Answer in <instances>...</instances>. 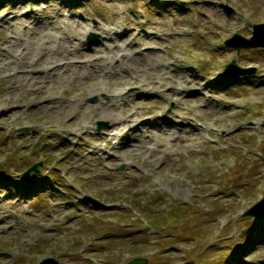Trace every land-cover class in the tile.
I'll list each match as a JSON object with an SVG mask.
<instances>
[{"label": "rangeland", "instance_id": "1", "mask_svg": "<svg viewBox=\"0 0 264 264\" xmlns=\"http://www.w3.org/2000/svg\"><path fill=\"white\" fill-rule=\"evenodd\" d=\"M0 7L21 21L28 13L45 23L53 10L60 20L74 19L88 54L103 40L102 29L130 31L120 44L132 42L144 56H127L125 68L112 59L114 76L61 87L59 97L107 109L103 98L114 90L149 126L203 128L185 143L153 133L151 153L128 150L129 134L118 145L98 142L113 114L107 110L94 112L90 134L70 146L69 123L57 120L62 114L25 107L38 91L13 95L11 111L0 115L7 118L0 122V264L49 257L57 264H126L134 257L145 264H264V214L242 216L264 197V49L236 52L224 44L234 34L250 38L253 25L264 23V0H0ZM6 40L0 31L4 48ZM232 60L253 72L222 75ZM188 73L200 93L174 91ZM10 80L0 77V96ZM98 123L106 126L98 131ZM37 163L38 175L25 183L21 175ZM148 204L165 216L156 229L145 218ZM263 210L264 203L256 209ZM140 239L146 243L129 244Z\"/></svg>", "mask_w": 264, "mask_h": 264}, {"label": "bare ground", "instance_id": "2", "mask_svg": "<svg viewBox=\"0 0 264 264\" xmlns=\"http://www.w3.org/2000/svg\"><path fill=\"white\" fill-rule=\"evenodd\" d=\"M13 15V11L7 12L0 7V31L7 34L5 42L7 47L0 45V77L11 78L5 94L0 96V115L4 110L11 111L10 104L13 95L18 92L38 91L35 100L29 101L25 107L34 108V114L36 112L62 114V117L57 120H65L69 123V137H65L64 143L70 146L74 144V139L82 134H90L89 120L94 112L105 115L107 110H112L113 114L106 116L108 117V128L98 135V142L101 144L112 142L113 145H118L122 136L129 134L124 147L128 150L136 149L151 153L155 149L150 145L154 147L157 145L153 133L178 143H185L201 135L200 130L203 131V128L199 130L196 127L181 126L180 129L174 131L175 126L171 125L172 122H166L164 128L149 126L140 112L129 111L126 107H122L119 102L120 93L114 90L107 92L103 98L107 109L98 105L87 106L74 98L58 96L61 87L76 85L82 79L92 84L95 80L114 76L113 70L107 68V63L112 59H118L125 68L128 62L127 56L130 58L144 56L141 52L134 51L132 42L120 44L121 38L127 40L130 31L125 34L122 30L113 32L114 29L109 27L102 29L103 40L98 45H94L92 52L88 54L82 52L80 48L82 40L76 38L75 24L78 22L74 19H58L59 12L56 10L52 11L54 19L47 16L45 23L28 13L23 15L22 21ZM90 30L94 31V28ZM146 36L149 41L153 39L151 34H146ZM124 51L128 53L123 54ZM149 67L156 70L154 65H149ZM35 70H40L42 75L36 76ZM160 72L164 73L162 70ZM167 74L165 72L162 75L166 80L169 79ZM190 75L188 73L179 77V88L174 91L179 94H184L188 90H193L196 94L200 93L199 83L197 84L194 76ZM95 90L101 92L99 85L95 86ZM231 105L235 107L233 103ZM224 107L229 109L230 106ZM24 111L26 110L19 107L15 113L21 115ZM10 114L13 113L10 112ZM3 119L7 118H0V122ZM184 132L189 133L188 136L183 137ZM49 133L50 138L57 135L54 131ZM50 142L51 140L48 143ZM158 144L161 146L163 143ZM84 147H88V150L90 148L86 145ZM90 153L93 152L90 151ZM93 154L99 155V153Z\"/></svg>", "mask_w": 264, "mask_h": 264}, {"label": "water", "instance_id": "3", "mask_svg": "<svg viewBox=\"0 0 264 264\" xmlns=\"http://www.w3.org/2000/svg\"><path fill=\"white\" fill-rule=\"evenodd\" d=\"M261 38H264V24H259V25L253 26L252 38L245 39V38H242L241 36L235 34L232 38L228 39L225 42V44L234 48L236 51H240L241 49L264 47V41H258V39H261ZM238 42H240V43L238 44ZM232 69H236L237 71L232 72L231 71ZM252 72H253L252 70L241 69V68L237 67L235 61H232L230 64H228L225 67L223 74L225 76H239V75H245V74L252 73ZM90 101H92V102L95 101V98L90 99ZM97 125H98L97 126L98 130L102 129L105 126L104 123H98ZM39 165L40 164H36L33 167H31L30 169H28L22 175V178L27 181L28 176L31 172H34V173L38 172V166ZM2 176H3V172L0 171V178ZM86 200H89V198L86 197ZM262 203H264V198L260 202H258L257 204H255L254 206L249 208L247 211H245L243 213V216L254 217V216H258V215L263 214L264 210L263 211H256L257 207ZM41 264H57V262L52 260V259H45ZM127 264H145V260L137 258V259L131 260ZM186 264H191V263H186Z\"/></svg>", "mask_w": 264, "mask_h": 264}, {"label": "trees", "instance_id": "4", "mask_svg": "<svg viewBox=\"0 0 264 264\" xmlns=\"http://www.w3.org/2000/svg\"><path fill=\"white\" fill-rule=\"evenodd\" d=\"M145 212H146L147 221L149 222L151 227H155L156 224H158L161 220L165 219L164 214H161L160 212H156V211L152 210L151 207H146ZM144 243H146V242L143 239V240L131 242L130 245L137 246L139 244H144ZM137 254L138 253H136V251H135L134 255H137Z\"/></svg>", "mask_w": 264, "mask_h": 264}]
</instances>
